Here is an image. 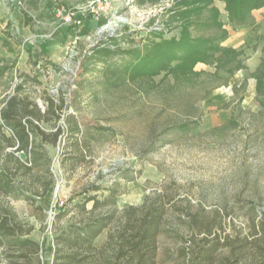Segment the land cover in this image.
I'll return each instance as SVG.
<instances>
[{"label":"rangeland","instance_id":"rangeland-1","mask_svg":"<svg viewBox=\"0 0 264 264\" xmlns=\"http://www.w3.org/2000/svg\"><path fill=\"white\" fill-rule=\"evenodd\" d=\"M198 1L0 0L1 17L24 10L27 22L25 32L17 25L12 31L14 22L6 26L21 53L0 65V110L15 94L29 96L42 110L51 99L60 104L63 133L57 144L42 147L51 179L47 165L24 176L20 171L22 197L0 196L35 228L29 236L43 243L34 264L55 258L56 215L67 213L61 222L77 217L73 206L90 196L108 197L93 215L117 211L95 239L98 248L125 212L140 225L141 212L131 208L155 202L163 216L149 249L151 264H264V235L254 228L264 221V64L242 81V63L220 51L193 70L184 67L193 66L195 57L185 58L173 71L180 63L176 51L202 47L196 42L201 38L217 43L227 32L223 24L239 22L221 0ZM40 49L48 57L37 68ZM234 82L241 84L232 92L227 86ZM72 117L93 139L90 154L74 169L65 157ZM54 122L39 124L52 132ZM46 181L52 183L47 192ZM114 184L119 194L111 197ZM203 212L210 240L192 223ZM215 232L217 250L200 258Z\"/></svg>","mask_w":264,"mask_h":264},{"label":"trees","instance_id":"trees-1","mask_svg":"<svg viewBox=\"0 0 264 264\" xmlns=\"http://www.w3.org/2000/svg\"><path fill=\"white\" fill-rule=\"evenodd\" d=\"M184 1V0H183ZM200 1V0H199ZM198 1V2H199ZM212 0H207L209 4ZM226 2L228 16L232 20H245L250 11L264 6V0H221ZM205 2V1H204ZM214 8L216 14L218 8ZM192 11V10H190ZM194 11V10H193ZM188 13V11H184ZM183 15V12L180 13ZM219 26H222L220 24ZM185 37L189 35L187 31ZM191 43V40L187 39ZM196 42L203 44L202 47H192L187 52H177V60L180 62L173 71L182 67L183 59L195 57L193 66L184 69H194L197 62H205L206 56L211 52L223 51L218 43L212 38L196 39ZM192 42V43H196ZM233 55L234 52L231 51ZM211 56V55H210ZM196 66V65H195ZM60 104L54 99L49 101L46 110H42L38 102H34L29 96H19L15 94L5 101L4 107L0 110V196L3 198L14 196L21 198L20 190L17 186L20 181L17 178V172L21 171V176L33 171L34 167L46 166L49 177H52V171L48 166L49 157L42 152L43 144H57L59 136L63 133L62 126L57 124L60 113L57 109ZM53 119L56 124L52 132H46L39 122H49ZM67 131V142L72 146L67 151L66 159L73 160L71 167L78 162L85 160L90 154L92 146L91 133L86 132L80 126L78 121L72 117L69 119ZM6 130H9L7 134ZM8 147L13 151H7ZM25 155L21 157L17 155ZM9 158L12 159L16 167L9 165ZM2 161V162H1ZM45 165V166H44ZM44 191L47 192L52 183L44 182ZM91 190H98V187H89ZM111 197L119 194V185H112L110 188ZM28 198V197H26ZM93 200L90 209L87 203ZM108 197L105 200L91 197L85 198L82 203L73 206L77 209L78 216H72L69 220L61 222L66 218L67 213L60 211L55 217L53 227H55L54 240L55 251L52 264H100L101 260L105 264H120L119 260L124 258L122 264H151L152 243L156 242V237L160 231V221L163 216V209L159 203H145L136 209L141 212V224L137 221H131V215L125 212L121 217L124 219L108 237L105 245L98 248L95 245V239L99 234L110 227L115 219L117 211L113 210L99 215H93L98 206L106 205ZM72 207V208H73ZM145 212V214H144ZM81 213V214H80ZM89 213V214H88ZM205 213L199 218H193L197 233L205 231L206 239L212 234L211 228L203 223ZM255 230L264 235V221L254 225ZM35 228L28 225L27 221L21 219L15 208L4 202L0 198V264H34L33 255L38 254L43 249V243L37 242L29 235ZM214 238L210 241L211 245H206L200 251V258L209 259L220 244L218 233H214ZM209 242V243H210ZM154 248V247H153Z\"/></svg>","mask_w":264,"mask_h":264},{"label":"crops","instance_id":"crops-1","mask_svg":"<svg viewBox=\"0 0 264 264\" xmlns=\"http://www.w3.org/2000/svg\"><path fill=\"white\" fill-rule=\"evenodd\" d=\"M221 3L224 5L225 11H227L226 2L222 1ZM219 10L220 12L222 11L221 8H219ZM23 11L24 10L19 12L14 11L3 17L0 16V65L5 66L11 58H15L16 55L21 53L20 50L17 49L16 42L7 36L8 28L6 26L9 25L10 22H14L12 26L13 30L11 29L12 31H16L17 25L20 31L25 32L27 22L25 21L26 14ZM251 20H255L253 25L250 23ZM222 28L227 32L224 37L217 41L218 46H220L221 50H225V52L232 51L235 53V59L242 63V66L238 70L244 73V77L242 78L243 81L247 74H253L264 64V6L250 11L245 20H240L238 24L231 28L226 23L225 25L223 24ZM39 51L40 53L34 59V61H38L36 64L37 68L39 64L42 65L43 63L40 58L48 57V51L44 49H40ZM30 66L33 68L32 65ZM37 68L35 73L39 71ZM240 84L241 83L234 82L228 85L227 89L234 92L232 88Z\"/></svg>","mask_w":264,"mask_h":264},{"label":"built area","instance_id":"built-area-1","mask_svg":"<svg viewBox=\"0 0 264 264\" xmlns=\"http://www.w3.org/2000/svg\"><path fill=\"white\" fill-rule=\"evenodd\" d=\"M66 64V62H64V64L63 65H65ZM42 70V69H41Z\"/></svg>","mask_w":264,"mask_h":264}]
</instances>
